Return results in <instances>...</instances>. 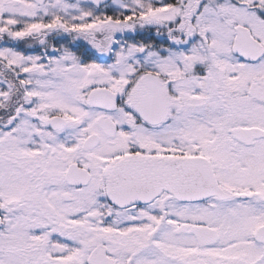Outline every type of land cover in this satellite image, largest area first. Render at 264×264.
Wrapping results in <instances>:
<instances>
[{
  "label": "snow or ice",
  "instance_id": "6c2138e0",
  "mask_svg": "<svg viewBox=\"0 0 264 264\" xmlns=\"http://www.w3.org/2000/svg\"><path fill=\"white\" fill-rule=\"evenodd\" d=\"M0 264H264V0H0Z\"/></svg>",
  "mask_w": 264,
  "mask_h": 264
}]
</instances>
